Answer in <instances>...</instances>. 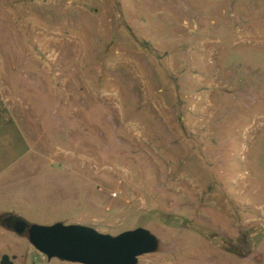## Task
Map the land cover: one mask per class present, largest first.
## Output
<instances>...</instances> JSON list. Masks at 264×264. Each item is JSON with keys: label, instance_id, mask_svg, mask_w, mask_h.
I'll list each match as a JSON object with an SVG mask.
<instances>
[{"label": "rangeland", "instance_id": "obj_1", "mask_svg": "<svg viewBox=\"0 0 264 264\" xmlns=\"http://www.w3.org/2000/svg\"><path fill=\"white\" fill-rule=\"evenodd\" d=\"M7 216L264 264V0H0V258L80 264Z\"/></svg>", "mask_w": 264, "mask_h": 264}, {"label": "water", "instance_id": "obj_2", "mask_svg": "<svg viewBox=\"0 0 264 264\" xmlns=\"http://www.w3.org/2000/svg\"><path fill=\"white\" fill-rule=\"evenodd\" d=\"M7 226L26 234L29 243L48 260L59 258L80 264H137L139 256L154 252L159 243L142 226L111 235L86 224H37L16 216Z\"/></svg>", "mask_w": 264, "mask_h": 264}, {"label": "trees", "instance_id": "obj_3", "mask_svg": "<svg viewBox=\"0 0 264 264\" xmlns=\"http://www.w3.org/2000/svg\"><path fill=\"white\" fill-rule=\"evenodd\" d=\"M0 264H12L11 260H8L7 254H3L0 258Z\"/></svg>", "mask_w": 264, "mask_h": 264}, {"label": "flooded vegetation", "instance_id": "obj_4", "mask_svg": "<svg viewBox=\"0 0 264 264\" xmlns=\"http://www.w3.org/2000/svg\"><path fill=\"white\" fill-rule=\"evenodd\" d=\"M13 218H14V216H7V217L5 218V221L7 222V225L10 224V223L12 222Z\"/></svg>", "mask_w": 264, "mask_h": 264}]
</instances>
